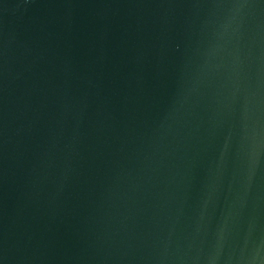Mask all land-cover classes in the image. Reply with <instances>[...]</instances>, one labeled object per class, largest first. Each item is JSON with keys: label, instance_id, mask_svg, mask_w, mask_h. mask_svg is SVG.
Instances as JSON below:
<instances>
[{"label": "water", "instance_id": "obj_1", "mask_svg": "<svg viewBox=\"0 0 264 264\" xmlns=\"http://www.w3.org/2000/svg\"><path fill=\"white\" fill-rule=\"evenodd\" d=\"M0 264H264V0H0Z\"/></svg>", "mask_w": 264, "mask_h": 264}]
</instances>
